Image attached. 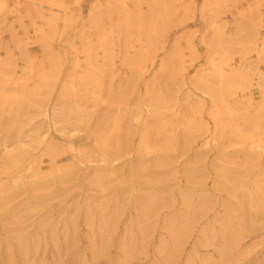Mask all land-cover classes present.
<instances>
[{
    "label": "rangeland",
    "instance_id": "rangeland-1",
    "mask_svg": "<svg viewBox=\"0 0 264 264\" xmlns=\"http://www.w3.org/2000/svg\"><path fill=\"white\" fill-rule=\"evenodd\" d=\"M0 264H264V0H0Z\"/></svg>",
    "mask_w": 264,
    "mask_h": 264
},
{
    "label": "bare ground",
    "instance_id": "bare-ground-1",
    "mask_svg": "<svg viewBox=\"0 0 264 264\" xmlns=\"http://www.w3.org/2000/svg\"><path fill=\"white\" fill-rule=\"evenodd\" d=\"M34 141L35 140H33L31 143L20 142V144H19V150H20V152L19 151L18 152L21 153V154H23V153L27 152L28 150H30L32 148V146H33L32 143ZM9 149H13V148L10 147Z\"/></svg>",
    "mask_w": 264,
    "mask_h": 264
}]
</instances>
